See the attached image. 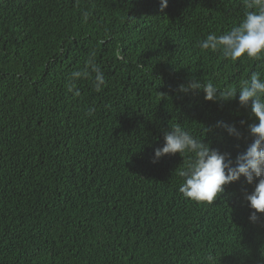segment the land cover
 I'll return each instance as SVG.
<instances>
[{
	"label": "trees",
	"instance_id": "16d2710c",
	"mask_svg": "<svg viewBox=\"0 0 264 264\" xmlns=\"http://www.w3.org/2000/svg\"><path fill=\"white\" fill-rule=\"evenodd\" d=\"M252 10L245 0L163 10L161 0H0V264H264V214L250 222L245 199L255 184L241 177L198 203L179 191L188 155L152 162L174 126L233 163L252 143L258 120L239 93L213 102L176 91L191 77L236 91L264 78V58L199 46Z\"/></svg>",
	"mask_w": 264,
	"mask_h": 264
},
{
	"label": "clouds",
	"instance_id": "9594fccd",
	"mask_svg": "<svg viewBox=\"0 0 264 264\" xmlns=\"http://www.w3.org/2000/svg\"><path fill=\"white\" fill-rule=\"evenodd\" d=\"M168 0H161V10L167 7ZM245 7L255 9L247 11L238 26L221 35L209 33L199 42L201 49L206 51H220L223 56L232 61L242 57L251 60L264 58V0H245ZM86 15V14H85ZM92 64V61H89ZM95 73L94 87L100 91L105 84L104 73L99 66L91 69ZM89 72H74L73 78L89 76ZM72 88H69L71 91ZM204 98L215 102L217 98L223 100L235 99L239 93V104L251 108V113L258 123L249 125V133L254 138L247 149L237 155L235 162L228 154L213 149L204 140H199L188 131L174 126L164 134V144L154 150L153 163H157L165 155H188L189 159L184 170L179 175L183 178L180 193L186 199L195 202L213 203L224 192V186L237 182L244 177L247 184H255L251 193L245 194V199L251 211L250 222L260 219L258 214H264V78L260 73H252L235 89H218L211 82L202 83L192 78L187 84L178 85V94H188L190 91H200ZM77 95L79 93H76ZM94 108L88 110L92 115ZM231 136L239 138L240 133L235 125L224 121L217 122Z\"/></svg>",
	"mask_w": 264,
	"mask_h": 264
}]
</instances>
